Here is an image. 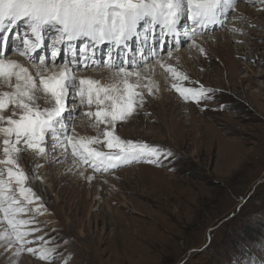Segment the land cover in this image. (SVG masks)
Masks as SVG:
<instances>
[{"label":"rangeland","instance_id":"374dc122","mask_svg":"<svg viewBox=\"0 0 264 264\" xmlns=\"http://www.w3.org/2000/svg\"><path fill=\"white\" fill-rule=\"evenodd\" d=\"M20 1L18 18L11 13L17 0H6L0 18L4 59L24 49V38L33 40L40 33V46L26 52L50 63L54 51L60 58L56 62L68 67L83 63L98 45H90L84 31L90 26L106 40L99 43L104 44L96 56L100 66L88 70L104 69L111 52L105 44L111 36L122 35L128 12L132 18L143 16L140 29L147 30L145 22H154V13L175 20L185 44L178 48L194 45L202 36L219 46L212 45L210 56L199 52L189 61L190 67L181 62L171 70L162 66V76L171 82L162 88V95L170 102L162 106L158 94L144 88L139 105L131 103L132 111L111 101L112 87L99 79L82 87L75 74L73 80L64 77L61 89L72 80V89L62 95L64 104L62 98L55 102L60 85L52 92V85L45 86L37 76L32 84L31 75L24 74L25 62L19 61L10 75L0 79V264H264V0H176L173 4L156 0L165 11L155 7L153 0ZM202 9L211 11L216 23L222 20L221 28L203 33L195 29ZM71 12L79 18L74 25L82 35L85 32L84 38L72 43L71 38L65 40L64 19ZM114 14L125 18L111 33ZM5 20L12 24H3ZM161 25L157 30L164 29ZM151 31L141 32L146 35L141 46L140 37L130 28L128 50L118 40L113 62L123 64L114 70L123 69L126 56L136 63L132 70L140 73L156 59L174 53L170 35L154 36ZM222 34L232 40L215 39ZM55 40L57 45L52 44ZM219 51H229L228 67L235 77L222 69ZM141 53L149 57L141 59ZM259 71L263 75L255 77ZM247 74L250 77L240 79ZM78 87L79 100L87 103L71 99ZM131 88L130 96L138 93L137 87ZM187 97L198 99L190 103ZM60 106L67 110L64 123L53 114ZM93 109L100 112L99 119H93ZM67 114L72 115L68 123ZM81 118L92 132L78 141L75 125ZM62 142L68 148L60 158L78 161L100 176L99 181L92 178L87 187L74 179L77 171H69L51 188L53 178L65 167L59 159L53 161ZM133 150L143 153L128 152ZM87 151L108 156V166H113L99 165ZM148 152L151 155L144 157ZM118 155L121 163L114 165L110 157ZM7 169L13 171L12 179H7Z\"/></svg>","mask_w":264,"mask_h":264},{"label":"bare ground","instance_id":"6f19581e","mask_svg":"<svg viewBox=\"0 0 264 264\" xmlns=\"http://www.w3.org/2000/svg\"><path fill=\"white\" fill-rule=\"evenodd\" d=\"M174 1H176V0H171V3L173 4ZM151 3L157 8L161 7L160 9H162V10L165 9V7H163L161 5L160 1L153 0ZM22 4H23V2H21L20 0H17V7L14 8V9H11L12 10L11 13H13L16 18H18V16H16V15H18L20 13L18 10H21ZM5 6H6V0H0V18L2 17V14L5 11ZM202 10L203 11L200 14V17L196 18L197 22L194 24L195 25V27H194L195 29L198 28V30L201 33H203L204 31L205 32L208 31V29H210L209 31H213V30H217L218 28H221V26L223 24L222 20L218 19L217 23H216L215 21H213V18H210V15L212 13L211 11H208V9H202ZM149 13L152 14V11H150ZM104 14L108 15V16L110 15V13L108 11H104ZM125 16H126V19H127V21L125 22V24L123 26V30H125V31L122 30V33H121L122 35L119 34V35H116V36H111V40L108 37L107 40H110L111 42H108L109 43L108 45L105 44L106 48L109 49V47H111L110 48L111 52H110V56L107 55L108 56L107 59L109 58L110 61L109 60L106 61L104 69H97V70L95 69L96 71L94 72V70H93V73H92V71L88 70V68H91V67L95 68L96 66H100V63L98 62V58L99 57L97 58L96 56H98L99 53H100L101 45H104V44H99V43L102 42L103 40H106V39H104V35L100 34L99 31H95L94 29L92 31L90 26H87V28L86 27L84 28V31L86 32L87 36H89L88 40L91 41L90 45H94V44H96L95 42H97L99 46L97 45L95 53L93 51L89 52L90 53V57H84L85 60H83L84 61L83 63H76L75 62V63H73V65H75V66H72V67H68V65L65 62H64V64L57 63L56 60L60 61V58L55 55L54 51H53V56L49 57V60L51 58V61L49 63L48 62V58H47L46 62H45L44 59H41V58H39V60H38L37 59L38 55L26 52L25 49H21L22 50L21 52L17 51L18 54H16V55H18V57L16 55L12 54L13 56H10V57H7V58L4 59L0 55V79L5 78L4 76L6 74L10 75L11 72L14 71V69L19 65V61L20 62H25L26 69L24 71V74L31 75L30 77H31V83L32 84L35 82V79H36V76H37V77H42L44 79V83H42V84H44L45 86H47V85L49 86V84L52 85L51 86V91L52 92L56 91V89L58 87L59 93H58L57 96H55V102H57L59 99H61L62 95H64L66 92L68 93V91H70L72 89V88H70L72 86V85L70 86V83L73 80L72 76H74V74L78 78V82H80V85H82V87H85L84 84H87L88 82H90L91 79H93V80H98L99 79V81L103 82L105 86H108L109 88L112 87L113 91H111L110 94H111V98H113V100H111V101L116 102V103L125 104V105H127V107H126L127 111H132V110H134V108L131 105V103L133 104L134 102H136L139 105V103H140V101L142 99L141 97L144 95V91H145L144 88H146V91H150V92L155 91L158 94V95H156L157 99H158V102L160 104H162V106H165L167 103L170 102L168 100V96L164 97L162 95V88L164 86L166 88H168L171 85V82L165 81L167 79H164V77L162 76V73H161V70H160L162 66H165V67H167L168 69L171 70L172 66L174 64H176V63L179 64V62H181L186 67H190L191 65H189V63H190L189 61H194L195 56H198L199 52H203L204 54L210 56V52H208V51L213 48L212 45L214 47H217V48L219 46V43H215V42L212 43V42H210V40H207L208 39L207 37L202 36V37L196 38V41L194 42V45H192L190 43L189 45H187L184 48H178V45L182 47L185 44L182 43V40L179 39L180 31L177 28L175 20H172L171 18L164 19V17H162L159 13H154L153 17L147 15L148 18L151 17L152 19H154V22H151L149 20H148V23L145 22V24L147 26V30H146V29H144L142 27H141V29H140V27H138V24H140V23L142 24L143 16L142 17H137L135 15V17L132 18L133 14H131L129 12L127 14H125ZM124 18L125 17L123 15H121V14H114L113 15V20H114L112 22L113 23V27L110 26L111 27V30H110L111 33H113V31H114V33H116L115 32V28H114L115 25L118 24V22L122 25L121 22H122V19H124ZM161 18H163V19H161ZM64 19H65V26L68 29V32L66 33L67 36H66L65 40H67L68 38H71L70 40H72V41H70V42L72 43L74 41L82 39V37L85 34V32L83 31L84 34L82 35L79 32L80 29H78L74 25V22H77L78 19H79L77 17V15L74 14V12H71L69 14V16H67L66 18L64 17ZM55 20L56 19L54 18L53 21H55ZM6 23H7V20H5L3 24H6ZM136 23H137V26H136ZM7 24H12V21H10ZM13 25H11V26H13ZM134 25L136 26V29H135ZM159 25H161V28H164V29L163 30L160 29L161 31L157 30V27ZM130 28L133 31V35H137V36L140 37V38H138V43L140 42L141 46L144 44L143 43V38L146 36L143 33H147L152 28L151 32L153 33L154 36L158 35L159 33L163 34L165 36H169L170 35L167 38H173V40L175 41L174 45L176 46V50H174V53H170V54L167 53L166 55H164L162 57V59H156V61L153 62V64H150L149 66L145 67L144 70H142V72H140V73L135 71V70H132V69L135 68L134 66H135L136 63H135V61L130 59L128 56H126L127 59L124 61L125 66L123 67V69L114 70L113 68L123 64V63L117 64L116 62H113V55H114V53H117V49L115 47V44L118 42V40H120L123 43V45H125V48L128 50L127 47L130 45L129 43H130V40H131V37H132V33L130 34ZM141 32H143V33L141 34ZM25 33L28 34V31H26ZM37 36L41 37L40 33ZM99 37H103V38L99 41L98 40ZM198 39H200V40H198ZM215 39L216 40L217 39L218 40L219 39H224V42H227V39L229 40V42L232 40L230 36H226L224 34L218 35ZM235 39H237V37ZM167 40L168 39H166V41ZM25 42H27V41H25ZM3 43L5 44V40H4ZM34 43H35L34 47L37 46L36 48H38V46H40V44H38L39 42H34ZM68 43H69V41H68ZM52 44L53 45H57V41L56 40L53 41ZM230 46L233 47V49H236V48L238 49L239 48V45L232 46L230 44ZM34 47H33V49H34ZM227 50H229V48ZM158 53H159V50H157V51L155 50V55L154 56H158ZM211 53H215V52H211ZM223 54H225V55L222 56ZM141 55L144 56V57H140L141 59L142 58L146 59V58L149 57V55H147V54L141 53ZM217 56L219 57L218 60H221L222 69L226 71V75H228V76L234 75L235 73H232L231 69H229V67H228V61L230 60L229 51H228V53H224L223 51H219V54ZM19 57H21V58H19ZM93 57H95V58H93ZM150 57H152V56H150ZM19 59H23V60H19ZM136 59H138V64H141L143 62L138 57ZM37 62H38V64H37ZM101 65H102V63H101ZM82 66H85V68H84L85 70H83V71L75 70L76 68H82ZM246 69H247V72H251V74H252V71H250V67L246 66ZM238 75H239V72H238L236 78H237V81L240 82V80L238 79L239 78ZM261 75H263V74H262L261 71H259V74H257L255 77H258V76L261 77ZM64 77L71 78L72 80L70 81L69 84L65 81L68 84V86L63 84L64 87L61 89L62 86L60 85V83H61L60 81H62ZM234 77H235V75H234ZM248 77H250V74H247L245 76L243 75L242 77H240V79L243 80V78H248ZM73 78H75V77H73ZM184 83H186L185 80H184ZM118 84L119 85H123V87H119L118 88ZM146 84L148 85V87H145ZM57 85H60V86H57ZM131 85H134V87H137L138 93H135V95L138 96L139 102H138V100H134V98H136L135 95L134 96H130L131 94H134L133 93L134 91L131 90L132 89ZM120 88L125 89L124 93H123V95H125V96H124V99H122V100H121V98H119L122 95V92H121L122 89H120ZM198 89H202V87L199 86ZM59 94H60V96H59ZM79 94H80L79 87L78 88H74V91L72 92V95L70 96V97H72L71 99H73V102L75 100L76 102L78 101L79 103H87L88 102L87 99L86 100H79V97H80ZM5 96H6V93H5ZM51 96H52V94H51ZM187 98L189 99L190 103H192L193 101L198 99V98H189V97H187ZM65 100H66L65 98H62L63 104H64ZM67 103H65V106L67 105ZM73 106H75V104H73ZM60 107L61 108L59 110H57V111H54L53 114L55 113L57 115V117L62 119V123H64V121H65L64 120V115L66 114L65 112L67 110L63 106H60ZM102 107L103 106H100V109H102ZM69 108H71V107H69ZM60 112H62L63 114L60 115ZM83 112H84V110H83ZM92 113L94 114L93 119H99L100 112L98 110L93 109ZM57 117H56V122L58 121ZM65 117H68V118H65L66 119V123H68V121L72 120V115H70V114H67ZM48 123H49V120H48L47 124ZM75 128H76V130L78 132V135H79L77 137L78 141L82 137H85V136L87 137L88 133L92 132V130H90L91 128L89 129V124L85 120H83L82 118L78 120V122L75 125ZM44 131H49V129L44 130ZM216 135H217V132L214 131L213 132V136H216ZM2 140L6 141V138H3ZM66 146H67V144H64L62 142V146H60V149H62V150L60 151V149H58V151H60V153L57 154V156L53 155V158H54L53 161L59 159L58 163L62 162V165L65 166V167L61 170V173H60L59 176L53 178V180L51 182V188L53 189L54 188V183L58 182V180H61L60 177H62L63 180H64V177L68 176V174L70 173L69 171H73V172L77 171V174L75 175L74 179L76 181H79L82 184L84 183L85 186H87V187L90 186V184H92V181H91L92 178H95L96 181H99V179H100L99 177L100 176L93 175L90 172H88L87 170H85L83 167L80 166V163L78 161L75 160L79 164L76 163L75 161H73L71 158L69 160H67V159L64 160V157H63V159L60 158L62 156H65L63 149L67 150L68 147H66ZM0 147L2 148L3 146L0 145ZM4 147H7L6 146V142H5V146ZM52 147L55 148L54 145ZM135 151L143 153L142 150H133V151H128V152L133 153ZM87 153H88V151H87ZM72 155H73V153H72ZM88 155L93 157L95 159V162L98 163L99 165L100 164H103V165L105 164V166H107V167L113 166V165L108 166V165L111 164L110 161L106 160V159H108V156H104V155H101V154L100 155L99 154H93L92 152H89ZM120 155H122V154H120ZM120 155L115 156V157H110L113 160H115L114 165H117L118 163H121V162L118 161L120 159ZM150 155L151 154L148 152V156H144V157H149ZM83 156H85V155H83ZM89 156H88V158H89ZM75 157H77V156H75ZM93 158H91V159H93ZM83 159H84V157H83ZM123 162H129V161H123ZM6 175H7V179H12L13 171L8 170ZM99 186H102V184H100ZM49 187H50V184H49ZM17 190L20 191L19 188H17ZM1 193H2V191L0 192V194ZM79 193L81 195L83 194L82 191H79Z\"/></svg>","mask_w":264,"mask_h":264},{"label":"water","instance_id":"95a60500","mask_svg":"<svg viewBox=\"0 0 264 264\" xmlns=\"http://www.w3.org/2000/svg\"><path fill=\"white\" fill-rule=\"evenodd\" d=\"M127 5H129L130 7H134V2H132V1H128V2H127Z\"/></svg>","mask_w":264,"mask_h":264}]
</instances>
